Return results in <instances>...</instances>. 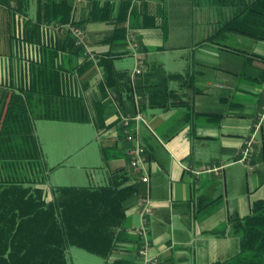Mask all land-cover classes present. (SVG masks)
Returning a JSON list of instances; mask_svg holds the SVG:
<instances>
[{"label":"crops","instance_id":"crops-1","mask_svg":"<svg viewBox=\"0 0 264 264\" xmlns=\"http://www.w3.org/2000/svg\"><path fill=\"white\" fill-rule=\"evenodd\" d=\"M23 1L28 5L24 14L16 9L18 0H10L11 9L0 3V91L25 87L30 82V69L38 67L39 50L44 44L55 43L46 37L41 45L26 40L25 22L36 19L39 0ZM240 1L85 0L75 14L88 36L89 46L101 54L111 50L103 39L114 30L115 23L89 21L93 3L100 7L109 4L114 21L128 7L127 33L137 37L139 54L146 65L159 62L168 74H195L196 86L205 90L201 95L191 96L194 113L188 107L142 110L148 125H141L139 133L148 162L145 168L134 171L127 155L129 143L123 118L135 115V106L127 104L125 109H120L111 98H105L100 92L103 78L100 70L96 73L90 69L81 75L82 92L92 120L88 124L96 129V141L105 139L111 151L106 162L101 155L107 176L111 178L118 168L128 166L140 182L143 176L149 177L147 183H142L144 194L150 195L154 203L150 253L159 258L160 264H214L235 258L241 243L231 220L247 217L254 204L264 200V120L256 138L254 171L240 158L245 140L255 131L264 108V63L248 57V53L264 56V41H253L241 62L215 43L199 44L235 17ZM230 37L228 33L219 40L229 43ZM129 58L134 63L130 64ZM82 62V57L67 54L63 64L73 69ZM117 63L120 69L131 73L136 67L133 54ZM171 87L177 88V83L172 82ZM10 97L11 94L0 95V114ZM99 102L105 109V126L100 131L94 120ZM205 114H221V117ZM37 121L45 120L35 121L36 133ZM45 161L48 164L46 155ZM242 165L247 171L248 186L244 197L231 190L239 174H245ZM213 169L218 170L207 171ZM139 198L127 211L126 226L131 236L120 242L109 264L139 263L141 240L134 232L141 226Z\"/></svg>","mask_w":264,"mask_h":264},{"label":"trees","instance_id":"trees-1","mask_svg":"<svg viewBox=\"0 0 264 264\" xmlns=\"http://www.w3.org/2000/svg\"><path fill=\"white\" fill-rule=\"evenodd\" d=\"M18 1L16 9L24 14L28 5ZM240 2L235 17L200 45L215 43L222 50L240 54L244 51L220 41V37L235 33L264 41V0ZM0 3L11 9L10 0ZM73 3L38 1L36 19L25 22L26 40L41 45L46 37L55 43L44 44L39 50L38 67L30 69V82L25 87L0 91V95L11 94L0 114V264H69L72 249L84 250L109 264L120 242L131 236L126 226L127 211L135 199L146 194L143 183L128 166L114 171L105 186L50 187L53 197H48L47 177L52 169L46 164L35 121L91 122L82 92L83 73L100 70V92L120 109L127 104L134 105L135 110L138 106L141 110L188 107L194 113L191 96L205 92L196 86L195 74H168L159 62L146 65L144 73L137 76L118 67V60L132 55L127 49L128 7L114 21L109 4L100 7L93 3L88 20L114 22L115 28L103 39L111 50L101 54L93 50L97 61L85 57L86 50L77 45L75 38L59 30L71 20L82 27L75 19L79 7L75 10ZM67 54L82 57L83 62L70 69L63 64ZM248 54L250 59L264 63V56ZM172 82L177 83V88L171 87ZM137 97H141L138 102ZM97 106L94 120L100 131L105 126V109L101 102ZM109 149L102 147L105 162ZM231 221L241 250L235 258L214 264H264V200L256 202L247 217Z\"/></svg>","mask_w":264,"mask_h":264},{"label":"rangeland","instance_id":"rangeland-1","mask_svg":"<svg viewBox=\"0 0 264 264\" xmlns=\"http://www.w3.org/2000/svg\"><path fill=\"white\" fill-rule=\"evenodd\" d=\"M229 44L243 50L234 57L242 61V57L252 47L253 40L247 36L230 34ZM249 41H242V40ZM251 45V46H250ZM130 64L134 63L129 58ZM128 60V61H129ZM37 135L43 143V150L47 157L48 165L56 167L48 175L47 192L51 197L50 187L62 186H105L110 178L107 176L105 163L101 158L102 147L108 145L105 139L96 141L98 134L92 124L37 121ZM260 136L258 137V139ZM109 154L111 151L109 150ZM108 154V155H109ZM84 166L85 168H81ZM243 172L239 179L232 185L236 195L244 197L247 194L246 168L242 165ZM245 175V176H244ZM237 202L233 203L236 204ZM69 264H103V260L81 249H72L68 256Z\"/></svg>","mask_w":264,"mask_h":264},{"label":"built area","instance_id":"built-area-1","mask_svg":"<svg viewBox=\"0 0 264 264\" xmlns=\"http://www.w3.org/2000/svg\"><path fill=\"white\" fill-rule=\"evenodd\" d=\"M85 0H73V4L76 8H78L79 4H81ZM61 32H68L71 36H73L76 40L78 46H81L86 50L85 57L97 61L93 49L88 44V36L86 35L85 30L75 24L72 20L70 23L66 25H62L59 27ZM128 48L131 49L133 56L135 57L136 67L132 72L133 76L141 75L146 70V64L142 60L139 52L140 45L135 34L128 32L127 38ZM264 93V90H263ZM141 99V97H137V101ZM264 120V108L263 112L259 114V121L255 124V131L253 134L245 140V146L241 151V162L248 166L250 171H254V155L256 150V138L261 130L262 122ZM124 132L126 133V140L129 143L127 149L128 159L130 161V168L134 171H138L147 166L146 154L147 149L142 145L140 140L139 128L141 125H148L147 118L144 117L141 108L137 107V113L131 117H124ZM218 169L207 170L217 171ZM143 183H147L149 181V177L143 176L141 178ZM139 207V215L141 218V226L136 230L137 234L141 240V247L138 251V264H160V260L158 257L151 255L150 253V239H149V230H150V217L154 214V203L150 195L141 196L137 202Z\"/></svg>","mask_w":264,"mask_h":264}]
</instances>
